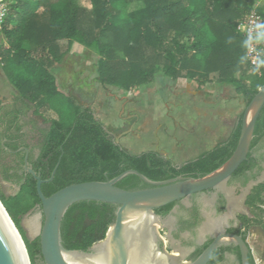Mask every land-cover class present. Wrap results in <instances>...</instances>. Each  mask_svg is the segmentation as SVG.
<instances>
[{
	"label": "trees",
	"instance_id": "16d2710c",
	"mask_svg": "<svg viewBox=\"0 0 264 264\" xmlns=\"http://www.w3.org/2000/svg\"><path fill=\"white\" fill-rule=\"evenodd\" d=\"M258 0H90L83 7L79 0H13L1 33L8 47L2 59L6 72L18 77V91L24 100L35 104L38 114L55 110L58 119L52 121L38 158L31 157L35 171L49 180L60 165L53 181L42 185L46 197L72 184L106 182L128 170H136L155 182L179 176L202 178L223 166L233 155L241 134L240 124L228 141L204 152L196 160L177 165L155 151L133 154L120 144L96 117L94 110L77 104L72 97H63L53 83L54 70L73 48L83 46L99 56L100 83L133 90L151 81L158 73L172 81L193 77L198 84H234L244 94L247 105L264 87V59L258 67L248 61L247 40L238 30L239 23L256 10ZM264 31V27H263ZM51 93L46 102L42 92ZM20 128H18L19 130ZM1 142V138H0ZM264 144V108L257 121L251 150ZM12 149L17 147L9 146ZM3 148L0 144V161ZM24 157V156H23ZM256 166L248 161L235 173L244 174ZM8 164L0 165V178L15 183L16 196L0 200L20 232L31 264H37L41 254L40 240L30 242L21 227L22 217L41 204L36 180ZM117 187L136 191L149 188L136 175H129ZM253 217L241 215L244 231L238 235L247 239V229L261 226L264 220V183L253 187L246 198ZM176 203L157 209V215H167ZM117 207L105 203L80 202L68 210L62 222V241L68 250L87 252L103 241L115 223ZM199 249L198 258L204 249ZM224 251V249H223ZM223 254L216 251L213 264ZM251 264H254L250 255ZM45 264V263H44Z\"/></svg>",
	"mask_w": 264,
	"mask_h": 264
},
{
	"label": "rangeland",
	"instance_id": "374dc122",
	"mask_svg": "<svg viewBox=\"0 0 264 264\" xmlns=\"http://www.w3.org/2000/svg\"><path fill=\"white\" fill-rule=\"evenodd\" d=\"M79 3L83 7H91L90 0H79ZM256 6L258 7V2ZM263 43L262 40L261 46L264 49ZM6 47L8 44L0 32V109L5 104L15 105L20 101H27L18 91L19 78L11 77L4 68L2 59L5 58L3 50ZM262 58L264 59V52ZM98 60L99 56L76 45L54 70L50 89L55 88L63 97L74 98L78 105L92 108L96 117L115 139L131 130L128 135L121 137L120 145L133 154L156 152L159 148L161 151H171L174 158L172 161L177 165L196 160L205 151H211L218 144L228 141L240 124V118L247 107L245 95L238 93L234 84H198L193 77L172 81L164 77L163 73H158L151 81L133 90L105 86L99 80ZM50 98V92H42L41 101L46 102ZM28 104L29 119L50 125L58 119L55 110L47 109L44 114H38L35 104ZM239 104L243 109L240 115L237 114ZM210 129L217 137L209 140L206 135ZM174 151L180 153L173 154ZM251 155L256 164L263 162V168L258 167L251 171L249 184L242 189L237 184L239 177H235L228 184L226 182L220 186L221 191L230 199L232 206L229 216L235 225H240L238 219L241 215L253 217L246 206V198L254 186L264 183L262 142L251 150ZM19 190L18 186H12L0 178V193L5 197L16 196ZM213 200L204 199L200 202L211 205ZM184 201L188 202V199ZM260 207L264 210V205ZM257 212L264 220V214L259 210ZM34 220L43 223L39 206L21 220V227L30 242L38 238L29 225ZM167 226L168 223L165 228L157 226L164 238L169 228ZM203 234H214L210 225L204 229ZM247 235L256 264H264V249L259 239L264 238V224L250 227ZM164 249L175 253L178 248L175 243L167 240ZM36 263L44 264L40 258Z\"/></svg>",
	"mask_w": 264,
	"mask_h": 264
},
{
	"label": "water",
	"instance_id": "95a60500",
	"mask_svg": "<svg viewBox=\"0 0 264 264\" xmlns=\"http://www.w3.org/2000/svg\"><path fill=\"white\" fill-rule=\"evenodd\" d=\"M263 108L264 87L258 91L243 113L240 138L231 158L216 171L198 179L179 176L167 181L155 182L136 170H128L106 182L92 181L72 184L46 197L42 192V185L53 181L62 157L59 159L57 167L49 180H43L26 159L25 172L36 180V189L41 200V204L38 206L42 211L43 223L37 221L35 233L40 240L44 263L70 264L66 260V256H71L78 258L83 264H131L132 255L134 259H139V264H153L152 262L149 263L148 258L150 257L151 248L155 247L157 252L167 256V263L172 264V259L177 257L162 249L159 244L168 237L163 239L160 235L157 226L160 225L165 228L166 223H163V220L155 211L191 196L217 189L226 183L241 165L249 159L252 143L255 139L256 124ZM129 132L131 130L116 138V144H120L121 137L128 135ZM157 152L165 154L159 148ZM129 175H136L150 187L136 191H128L117 187V183ZM91 201L116 206L115 223L110 227L106 238L94 244L87 252L68 250L64 247L62 241L63 219L73 205ZM0 206L22 240L20 232L16 229L1 200ZM150 217L151 220L148 219ZM229 242L240 248L243 264H250L247 241L239 235L230 233L218 234L210 246L194 262L186 264H208L219 246ZM23 246L28 262L31 264L24 242ZM136 251H138V254L134 255ZM178 254L181 253L178 252ZM95 259H98L101 263ZM0 264H22L15 256L1 229Z\"/></svg>",
	"mask_w": 264,
	"mask_h": 264
},
{
	"label": "flooded vegetation",
	"instance_id": "af4514ba",
	"mask_svg": "<svg viewBox=\"0 0 264 264\" xmlns=\"http://www.w3.org/2000/svg\"><path fill=\"white\" fill-rule=\"evenodd\" d=\"M29 113L30 106L27 101H20L15 105L5 104L0 109V144L3 147L1 148L3 151L2 163L8 164L10 167L19 168L20 176L23 175L22 169L25 171L26 159L33 170H35L33 164L30 162V158H38L40 156L41 150L39 145L44 141L46 134H48L50 130V124H41L29 119ZM18 128L20 129L18 130ZM9 146L17 147V149H12ZM262 147L264 149L263 142ZM163 156L167 157L165 154ZM250 157H252L251 152ZM261 163L263 162H257L253 169L258 167L263 168ZM252 170H248L244 174H234L227 181V184L233 178L239 177L237 178V184L240 188L244 189L250 182L249 177ZM8 183L12 186H17L15 183ZM187 199L188 202H185L184 200L177 202L167 215H158L169 225L167 226L169 228H167L168 230L166 234L168 239L159 243L161 248L164 249V243L167 242V240L175 243L178 248L175 253L169 252L171 255L177 257L172 259V264L194 262L197 259L194 258L195 253L199 249L204 248L209 242L211 244L220 233L238 235L237 232L239 230L244 231L241 229L242 224L240 220L238 219L240 225H235L229 216V211L232 205H230L229 197L225 192L221 191L220 187L202 194L191 196ZM204 199H214L212 202L213 204L208 205L200 202ZM208 225L211 226L214 234H203L204 229ZM259 239L261 240L264 249V238L261 237ZM259 239L258 241H260ZM245 241H247L249 247V261L250 255H252L254 264H256L248 236ZM210 244L204 249V251L210 246ZM216 251H220V254H223V259L216 264H243L241 250L234 243H224L219 246ZM178 252L181 254L179 255ZM215 252L208 264H213L212 262Z\"/></svg>",
	"mask_w": 264,
	"mask_h": 264
},
{
	"label": "built area",
	"instance_id": "2783aa9c",
	"mask_svg": "<svg viewBox=\"0 0 264 264\" xmlns=\"http://www.w3.org/2000/svg\"><path fill=\"white\" fill-rule=\"evenodd\" d=\"M11 3L9 0H0V32L9 16ZM264 19L256 10L248 14L239 23L238 30L247 40L246 57L250 64L258 67L264 52L261 42L264 36Z\"/></svg>",
	"mask_w": 264,
	"mask_h": 264
},
{
	"label": "bare ground",
	"instance_id": "6f19581e",
	"mask_svg": "<svg viewBox=\"0 0 264 264\" xmlns=\"http://www.w3.org/2000/svg\"><path fill=\"white\" fill-rule=\"evenodd\" d=\"M148 219L151 220V217ZM29 225H30L31 231L35 232L36 227H37V221L34 220ZM0 229L4 233L6 239L8 240V242H9L13 252L15 253V256L19 260V262H21L22 264H29L28 257L26 255V252H25V249L23 246L24 241H23V239L21 240L19 234L17 233V231L15 230L13 225L11 224L10 220L8 219L6 213L4 212V210L2 209L1 206H0ZM105 249H106V247H105ZM136 254H138V251L134 252V255H136ZM131 257H132L131 258V260H132L131 264H139L140 263L139 259L138 260L136 258L134 259V257L132 255H131ZM148 259H149L148 260L149 263L152 262L153 264H168L167 263V256L163 253L157 252L155 250V247L151 248L150 257ZM66 260L70 264H83L78 258L71 257V256H66ZM95 260L97 261L98 259H95ZM97 262L101 263V261H99V260Z\"/></svg>",
	"mask_w": 264,
	"mask_h": 264
},
{
	"label": "crops",
	"instance_id": "0c3cea01",
	"mask_svg": "<svg viewBox=\"0 0 264 264\" xmlns=\"http://www.w3.org/2000/svg\"><path fill=\"white\" fill-rule=\"evenodd\" d=\"M258 7L259 8H261L262 9V11L264 12V0H258ZM263 42H264V36H263ZM264 44V43H263ZM7 48V47H6ZM241 104H239L238 105V110H237V114L238 115H240L241 114V112H242V108H241V106H240ZM224 121H225V119H223ZM209 132V134H207L206 135V137L210 140V139H212V138H214V137H217V135H215L214 134V131H212V129H210V130H207V133ZM213 133V134H212ZM177 138V137H176ZM206 138V139H207ZM207 139V141L209 142V140ZM176 140V139H175ZM174 140V141H175ZM165 152V155L169 158V159H171V160H173L174 161V158L171 156L172 155V153H171V151H168V150H166V151H164ZM205 152H207V151H205ZM174 153H180V152H173V154ZM178 164H182V163H178Z\"/></svg>",
	"mask_w": 264,
	"mask_h": 264
}]
</instances>
